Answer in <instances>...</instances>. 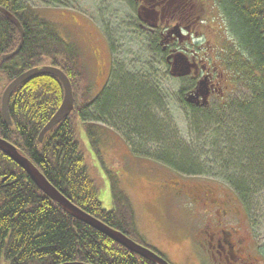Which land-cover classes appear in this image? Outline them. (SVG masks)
Instances as JSON below:
<instances>
[{"label":"trees","instance_id":"obj_1","mask_svg":"<svg viewBox=\"0 0 264 264\" xmlns=\"http://www.w3.org/2000/svg\"><path fill=\"white\" fill-rule=\"evenodd\" d=\"M42 1L56 3V0H37ZM218 1L229 21L232 34L248 54V57L234 54L231 68H236L246 77L256 102L264 104V2ZM0 5L18 18L24 32L18 53L5 61L0 58V72L10 80L21 71L37 65L46 56L51 58L53 65L63 69L72 83L69 60H75V47L62 39L57 28L42 17L29 4V0H0ZM19 40L16 26L0 12V57L11 51ZM154 50L157 52L159 48L155 46ZM58 55H62L63 60H58ZM120 69L115 66L107 85L93 97L88 96L86 102L78 101L74 95L71 114L46 132L42 142L37 139L39 131L58 108L63 97V87L52 75L42 74L29 79L11 96L9 114L12 125L6 124L0 116V137L17 146L72 203L139 242L131 235L136 231V223L126 198L121 199L120 196L118 199L114 195L111 210L102 206L98 198V186L101 183L99 174L94 164L88 161L87 152L78 134L74 132L72 121L76 114L81 122H92H85V137L91 145V138L102 140L103 131L107 127L121 135V126L125 128L123 136L127 141L131 137L133 142L137 141L141 145L163 143L161 133L165 130L168 133V129L149 117L144 108L147 100L150 106H156L157 95L149 88L157 87V69L154 67L149 77L148 73H134V78L139 81L135 86L131 84L126 72L119 77ZM184 99L182 93L180 100L186 105ZM220 104L203 108L187 104L193 114L188 126L190 128L195 122L199 126L197 136L200 145L195 147L189 140L186 145L183 144L185 151L182 150V157H178V165L191 167L193 159L190 154L195 151L197 170L199 167V170L218 175L238 192L245 193L257 185L258 181L260 185L263 183L260 180L264 172L262 110L242 103ZM251 127L253 130H250ZM140 151L135 152L139 154ZM233 158L237 160L236 163H232ZM234 174L239 176L237 180L233 179ZM1 260L5 264H60L72 261L87 264H154L64 211L2 151Z\"/></svg>","mask_w":264,"mask_h":264},{"label":"rangeland","instance_id":"obj_2","mask_svg":"<svg viewBox=\"0 0 264 264\" xmlns=\"http://www.w3.org/2000/svg\"><path fill=\"white\" fill-rule=\"evenodd\" d=\"M63 2L67 5L54 7L38 4L39 13L41 16L45 14L56 21L57 23L54 22V24L61 33L62 39L76 48L75 60H69L73 91L78 101L86 102L85 99H87L89 91L95 92L109 76L110 53L101 31V27L107 22H101V17L108 14L103 18L111 20L119 16L121 22L125 21L129 26H134L136 8L133 3H130V0H63ZM189 3H186L188 11L190 8V10L200 14V18L189 22L190 28L188 27V31H185L187 38L181 43V46H178V51L192 61V57L196 54L190 52L198 49L196 44L204 43L208 51L206 54L201 52L199 55L207 58L211 71L215 70V76H220L222 89L227 87L223 95L212 97L206 106H221L220 103L222 106L229 103L247 104L260 108L264 120V104L256 102L248 87V81L245 80L246 77L239 73L236 68H231V59L234 58V54H242L244 57H248V54L232 34L229 21L224 15L219 1L191 0ZM29 4L37 8L34 0H30ZM93 31L98 36L102 59L94 57L92 53L93 44L88 36L92 35ZM142 31L147 32L149 30L144 27ZM138 33H140L138 30H121V33L116 36L114 46H121V60L127 63L129 68L144 63L142 61L138 63L130 61L136 57L140 60L153 61L152 64L156 66L158 71L155 82L157 87L149 89L157 95L156 106H153L154 104L150 106L147 100L144 107L145 112L153 120L161 122L168 129V133L173 135H168L165 130L164 133H161L163 143L151 142L147 145H141L135 141L129 143L130 147L125 143V138L122 135L120 138L112 130L104 129L105 134L103 133L102 140L106 136H110V138L104 143L102 140L98 141L102 151L95 150L94 154L90 153L89 145L81 140L87 151L88 161L94 164V169H99L100 176L104 178L105 186L102 184L103 187L99 189V197L103 201V207L108 209L112 207V190L118 192L119 187L116 184L120 180L121 196L129 200L131 207L134 206L136 210L135 223L137 220L140 227L138 231L136 227V231L131 234L132 237L154 249L155 254L158 252L173 264H212L216 259L213 260L208 253L203 254L199 251L203 248L200 246L201 238L196 234L199 228L206 227L207 224L213 222L212 214L194 203L191 197L176 194L169 197L162 196L158 183L162 180V176H167L171 177L172 180L182 182L200 180L212 185L218 186L219 184L240 197L247 213L246 217L240 221L239 229L233 232L236 242L239 244L244 243V240L249 242L250 232L254 231L260 245L257 246V240L252 233L250 250L253 256L257 258L258 263L264 264V258L258 251L260 248L264 253V172L260 177L263 183L260 185V181H258L257 185L244 193L238 192L227 180L218 175L209 171L205 172L203 169L199 170V167L197 170L195 166L197 153L195 151L190 154L193 159L191 167L183 168L178 165V157L183 155V144L186 145L189 140L195 147L200 145L197 136L199 126L195 122L189 128L188 124L193 114H189L188 105L183 104L180 100L181 94L186 92L193 80L191 76L171 77L163 60L165 54L149 53L152 45L151 39L147 35L141 36ZM119 36H121V40H118ZM92 41L95 42V40ZM63 58L62 55L58 57L59 60ZM41 63L52 65L46 58H43L37 66H40ZM100 71L103 72L101 76L99 75ZM126 75L129 76L132 85L135 86L136 83H139L134 78L133 71L129 70ZM14 79L16 77L11 78V80ZM8 82L9 79L6 78V75L0 73V99ZM222 89L219 88L218 92ZM119 95L120 93H118ZM258 115H260V111H258ZM73 121L78 137L80 134L84 136L86 123L83 122L82 127L76 116L73 117ZM250 130H253V127ZM230 132L234 134L232 129ZM94 148H97L96 143H94ZM233 149L236 151L235 147ZM129 150L141 151L137 156L131 154ZM169 153L173 155V158ZM97 155H103V161L97 159ZM236 162L237 160L233 158L232 163ZM100 163L103 164V168L100 167ZM106 164L110 166L107 168L108 172L105 168ZM174 167L180 172L176 171ZM91 171L93 172L92 167ZM238 178L237 174L233 175L234 180ZM223 191L221 190V192ZM0 264L5 263L1 260Z\"/></svg>","mask_w":264,"mask_h":264},{"label":"flooded vegetation","instance_id":"obj_3","mask_svg":"<svg viewBox=\"0 0 264 264\" xmlns=\"http://www.w3.org/2000/svg\"><path fill=\"white\" fill-rule=\"evenodd\" d=\"M131 1L137 9L140 21H143L147 26L150 23L154 24L152 28L148 26V30L149 35L155 37L156 44L159 42L158 36L165 34L170 50H178V46H181V43L187 38L185 31H188L189 22L200 18V14L188 11V5L182 0ZM174 1L181 3L174 8ZM151 20L153 21L151 22ZM173 27L176 28V33L174 31L170 33ZM98 57H100L99 54ZM193 58L195 59V57ZM201 60L199 58V61ZM201 68L204 72H208L210 69L205 65H201ZM210 85L214 92V80L210 81ZM160 186L175 190L180 196L191 197L194 203L212 214L213 222L200 228L198 232L203 252L208 253L213 260L216 259L212 264H259L250 250L251 233L249 242L244 240L242 244L237 243L233 236V232L239 229L240 221L246 215L239 199L231 194L226 187L200 180L181 184L168 177L163 178ZM221 190L224 191L221 192ZM159 191L162 190L159 189Z\"/></svg>","mask_w":264,"mask_h":264},{"label":"water","instance_id":"obj_4","mask_svg":"<svg viewBox=\"0 0 264 264\" xmlns=\"http://www.w3.org/2000/svg\"><path fill=\"white\" fill-rule=\"evenodd\" d=\"M0 10L6 15V17L13 22L15 25L18 24V20L7 10L0 8ZM20 27V32L22 34V28ZM21 44V42H20ZM15 52H11L7 55H3L2 58H7L14 54ZM180 56L177 55L174 57V60L172 62V65L174 64L173 72L176 75H183L189 72L190 64L187 65L186 69H183L182 71L178 70V64H179ZM51 71L55 73L59 79L61 80L63 87H64V97L63 100L56 110V112L53 114V116L48 120V122L42 127L38 134V141H42L44 134L51 129L52 126H54L56 123H58L63 117L69 114V112L73 108V96H72V89L71 84L67 76H65L61 71H58L56 69L43 67L41 69H31L20 76H18L16 79H14L8 86L4 89L2 95H1V113L3 116V120L7 124H11V119L9 116L8 111V103L10 99V95L13 91V89L18 85L20 82H22L24 79L35 75L37 73L41 72H48ZM176 71V72H175ZM208 95L207 89H206V81L203 80L199 83L196 90H194L192 93L188 94V101L193 102L194 100L198 99L199 96H202L203 103H205L206 97ZM0 150H2L8 157H10L12 160H14L16 163H18L31 177V179L34 181V183L38 186V188L44 192L47 196H49L52 200L56 201V203L66 212L74 216L75 218L91 225L92 227L96 228L100 232H102L104 235L109 237L112 240H115L116 242L120 243L123 247L130 249L131 251L140 254L141 256L157 263V264H168L162 257L155 254L153 251L148 249L147 247H144L134 241H132L130 238H128L125 234L111 228L110 226H107L100 220L96 219L95 217L91 216L75 204H73L70 200H68L67 197H65L61 192H59L44 176L43 174L33 165V163L24 155H22L18 149L13 146L11 143L6 141L3 138H0ZM60 264H87L84 262H78V261H72V262H63Z\"/></svg>","mask_w":264,"mask_h":264},{"label":"bare ground","instance_id":"obj_5","mask_svg":"<svg viewBox=\"0 0 264 264\" xmlns=\"http://www.w3.org/2000/svg\"><path fill=\"white\" fill-rule=\"evenodd\" d=\"M185 100V99H184Z\"/></svg>","mask_w":264,"mask_h":264}]
</instances>
